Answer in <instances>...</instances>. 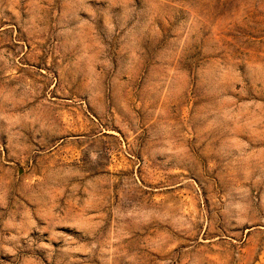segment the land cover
Returning a JSON list of instances; mask_svg holds the SVG:
<instances>
[{"label": "rangeland", "instance_id": "obj_1", "mask_svg": "<svg viewBox=\"0 0 264 264\" xmlns=\"http://www.w3.org/2000/svg\"><path fill=\"white\" fill-rule=\"evenodd\" d=\"M0 264H264V0H0Z\"/></svg>", "mask_w": 264, "mask_h": 264}]
</instances>
